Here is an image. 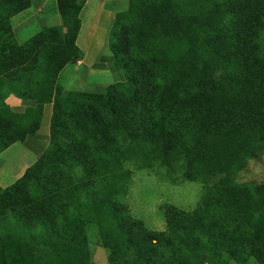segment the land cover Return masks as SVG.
I'll return each mask as SVG.
<instances>
[{
    "label": "trees",
    "instance_id": "trees-1",
    "mask_svg": "<svg viewBox=\"0 0 264 264\" xmlns=\"http://www.w3.org/2000/svg\"><path fill=\"white\" fill-rule=\"evenodd\" d=\"M55 1L62 43L42 35L0 53V153L40 128L3 101L52 100L48 148L0 189V264H89L88 223L109 264L120 253L133 264H264V183L236 179L264 152V0H134L109 34L129 15L138 26L120 27L110 48L125 79L104 94L58 85L78 59L85 0ZM30 6L0 0V37ZM128 161L206 190L192 211L163 206L167 230L149 229L119 200Z\"/></svg>",
    "mask_w": 264,
    "mask_h": 264
},
{
    "label": "rangeland",
    "instance_id": "rangeland-1",
    "mask_svg": "<svg viewBox=\"0 0 264 264\" xmlns=\"http://www.w3.org/2000/svg\"><path fill=\"white\" fill-rule=\"evenodd\" d=\"M35 1L40 8L46 6V11H48L50 0H31V3ZM155 7L156 4H151L148 7H144V9H153ZM126 8L125 6L124 10ZM39 10L37 8V13L38 16H41ZM34 11L35 9L30 10L27 8L11 18V31L0 37V53L5 47H11L12 45L22 47L23 45L31 44L34 39L42 35L52 36L55 43H62V36L57 29L41 30L38 26L40 21L30 19V17L35 19L31 16ZM141 11L139 12L141 13ZM138 13L133 15L134 18L140 15ZM118 22L112 37L110 38L109 36V42L111 39L109 48L111 49L116 44V34L120 27L128 26L129 30L132 31L136 25L135 21L131 20L130 15L119 19ZM136 27L138 26L136 25ZM83 30L84 33L85 29ZM81 43L80 39L79 44L81 45ZM123 64L127 63L123 61ZM124 67L127 66L124 65ZM123 71L125 73L124 69ZM57 83L63 89L84 90L104 94L115 82L105 74L80 69L77 73L74 72L71 75L68 82L60 77L59 82L57 78ZM48 104L51 105V109L47 106ZM2 108L7 112L13 111L29 116L37 115L40 119V128L35 135L27 136L22 141L12 143L0 153V189L13 190L25 172L43 155L49 146L52 100L44 99L38 100L37 103L26 104V102L23 103L21 100L10 96L3 101ZM124 170L130 172V182L126 192L119 197V200L121 199L126 205L132 217L140 219L147 228L156 231L167 230L165 215L161 209L163 206L172 205L184 211H192L197 207L206 190L207 184L199 181L182 180L179 178V172H174L159 164L146 167L134 161H128L124 164ZM78 175L81 174L78 173ZM171 177L176 179L174 183L169 179ZM236 179L246 187L263 184L264 152L256 158L250 159L237 174ZM85 230L88 240V263L109 264L110 250L96 238L91 224L88 223L85 226ZM132 258V256H124L120 253L118 260L116 259L113 264H133ZM244 264L258 263L253 258H250Z\"/></svg>",
    "mask_w": 264,
    "mask_h": 264
},
{
    "label": "crops",
    "instance_id": "crops-1",
    "mask_svg": "<svg viewBox=\"0 0 264 264\" xmlns=\"http://www.w3.org/2000/svg\"><path fill=\"white\" fill-rule=\"evenodd\" d=\"M50 1L49 8H47L48 11H46V6L40 8L36 4V1L32 2L29 9H35L31 15L35 19L31 17L30 19L40 21L38 26L41 30L57 29L61 36H63L64 28L62 27L61 18L56 7V1ZM133 2L134 0H85L79 14L80 30L76 39L78 59L75 63H69L64 66L58 77V82L60 77L62 80L68 82L71 75L74 72L77 73L80 69L105 74L113 82H121L125 79L124 71L108 46L109 33L116 14L129 11L130 5ZM125 6L127 8L124 10ZM37 8L40 9L41 16H38ZM83 29H85L84 33ZM80 39L81 45L79 44ZM21 101L23 103L26 102V104L38 102V100L32 99ZM47 106L51 109V105L48 104Z\"/></svg>",
    "mask_w": 264,
    "mask_h": 264
}]
</instances>
